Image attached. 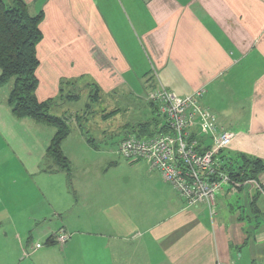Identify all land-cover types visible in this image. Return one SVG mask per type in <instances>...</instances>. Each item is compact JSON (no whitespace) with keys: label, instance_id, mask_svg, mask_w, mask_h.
<instances>
[{"label":"crops","instance_id":"obj_1","mask_svg":"<svg viewBox=\"0 0 264 264\" xmlns=\"http://www.w3.org/2000/svg\"><path fill=\"white\" fill-rule=\"evenodd\" d=\"M22 1L43 13L38 100L81 76L102 96L128 90L141 100L160 85L179 97L202 88L217 126L235 134L228 165L264 160V0ZM212 91L224 93L219 107L205 103ZM42 128L0 100V264H264V171L225 185L210 216L155 171L142 170L134 190L99 188L88 174L73 188L64 172L45 171ZM62 229L70 237L59 245Z\"/></svg>","mask_w":264,"mask_h":264},{"label":"built area","instance_id":"obj_2","mask_svg":"<svg viewBox=\"0 0 264 264\" xmlns=\"http://www.w3.org/2000/svg\"><path fill=\"white\" fill-rule=\"evenodd\" d=\"M204 93L199 88L179 97L161 85L153 89L145 99L168 131L145 138L127 133L115 152L130 163L144 162L187 206L204 205L213 216L216 195L232 182L216 155L230 145L235 134L217 126L214 115L202 106ZM201 139L206 141L199 143ZM69 237L62 229L55 240L63 245ZM41 245L33 243L31 250Z\"/></svg>","mask_w":264,"mask_h":264},{"label":"rangeland","instance_id":"obj_3","mask_svg":"<svg viewBox=\"0 0 264 264\" xmlns=\"http://www.w3.org/2000/svg\"><path fill=\"white\" fill-rule=\"evenodd\" d=\"M11 85L12 81H9L0 87V100L7 98ZM95 85L88 77L66 78L59 84L62 91L52 96L53 99L59 101L56 106L53 105L50 108L49 113L67 117L71 127V134L61 143L64 155L70 158L72 172L76 174V177L70 176V184L76 188L78 180H82L88 174L91 180L100 183L99 188H102L104 184L109 186L117 181L125 191L134 190L140 187L135 178L142 174V170L149 171V168L144 162L125 161L115 152L117 144L126 128L130 129L134 124L146 119L147 121L151 120L156 114L150 106L146 105L145 99L141 100L142 97H135V94L128 90L118 93L104 92V96H102V90L99 87L98 95L94 96ZM72 94H76L78 99L60 104L61 100ZM60 95L63 97L61 100ZM222 96L224 93L212 91V94L205 98V103L209 107H219L218 105L222 104L221 100L224 98ZM228 101L227 99V104ZM113 104L117 106L116 111L110 109ZM220 118L224 122L231 123L233 117H223L222 115ZM40 125L43 127L40 134L42 137L48 138L49 145L55 127L44 123H40ZM124 125L126 128L123 127ZM85 138L93 139L96 148L94 147L92 150L86 148L82 142ZM231 152L226 148L218 153L216 158L225 166L228 164V160H224L223 156L227 157ZM231 156L235 157L236 155L231 154ZM80 159H86V162L79 164ZM113 163L114 165H112ZM139 166L143 168H139ZM127 178L130 179V182L126 181Z\"/></svg>","mask_w":264,"mask_h":264},{"label":"trees","instance_id":"obj_4","mask_svg":"<svg viewBox=\"0 0 264 264\" xmlns=\"http://www.w3.org/2000/svg\"><path fill=\"white\" fill-rule=\"evenodd\" d=\"M42 19V12L32 15L22 0H0V87L12 81L7 104L15 118H28L55 127L46 149V156L52 165L45 171H61L70 178V162L61 149L62 141L71 133L68 118L49 113L50 108L56 106L59 100L51 97L40 101L35 94L38 85L36 71L40 64L37 46L43 39L39 27ZM94 90L96 96L99 87L95 85ZM59 91H62L60 86ZM62 98L60 95V100ZM77 99L76 94L68 95L60 101V104ZM167 131L155 116L151 120L134 124L127 133L145 138ZM85 140L96 147L93 139L85 138ZM205 141L201 139L199 143ZM223 159L227 160V157L223 156ZM239 159L240 163L236 167L228 164L220 165L232 182L254 181L258 174L264 171V160L260 158L241 155Z\"/></svg>","mask_w":264,"mask_h":264}]
</instances>
